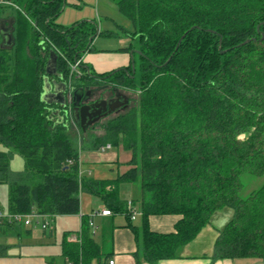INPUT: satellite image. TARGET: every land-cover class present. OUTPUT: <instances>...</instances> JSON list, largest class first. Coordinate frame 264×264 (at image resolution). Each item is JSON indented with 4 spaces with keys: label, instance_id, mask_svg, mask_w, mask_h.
Here are the masks:
<instances>
[{
    "label": "trees",
    "instance_id": "obj_1",
    "mask_svg": "<svg viewBox=\"0 0 264 264\" xmlns=\"http://www.w3.org/2000/svg\"><path fill=\"white\" fill-rule=\"evenodd\" d=\"M12 1L20 8L13 9L14 45L3 47L0 33V187L8 188V211L77 216L86 193L125 215L144 260L155 264L179 259L216 213L231 209L214 257L264 260V182L242 195L244 175L264 177V0H111L134 27L136 46L123 51L138 55L135 74L132 63L92 73L82 61L90 40L111 33L87 21L57 24L67 0ZM51 52L63 82L131 89L136 106L105 122L99 136L83 132L65 112L55 114L61 106L41 99ZM77 61L79 75L71 68ZM106 145L130 151L133 167L115 179L80 180L81 151ZM16 153L21 171L11 169ZM124 184L139 187L132 203L140 225ZM162 215L178 217L174 232L150 229L149 218ZM81 218L80 241L66 232L61 256L102 264L108 254L89 216Z\"/></svg>",
    "mask_w": 264,
    "mask_h": 264
},
{
    "label": "crops",
    "instance_id": "obj_2",
    "mask_svg": "<svg viewBox=\"0 0 264 264\" xmlns=\"http://www.w3.org/2000/svg\"><path fill=\"white\" fill-rule=\"evenodd\" d=\"M12 10V8H5L2 11L0 30H9V32L13 34L14 13L11 12ZM100 37L102 36L100 35ZM1 42L3 43L2 35ZM123 49H119V51H123ZM90 52L91 51L83 56L82 61L91 69L92 73L103 74L126 68L132 63L131 57L125 55L121 58L111 59L108 54H93ZM103 125L104 124L86 133L99 136L104 132L102 130ZM131 160L132 153L126 151L123 147H112L104 151L100 149L84 150L80 153V170L83 175L87 177L95 179H115L133 167V165L130 164ZM121 192L124 196L128 195L126 198L123 197L127 202H132L134 197L140 194L139 187L133 184H124L121 188ZM95 201L96 207L91 208L90 214L104 207L99 199ZM135 207L137 208L138 205L135 204ZM224 211L222 210L216 213L211 223L201 231L197 238L184 247L179 259L161 260L155 264H264V260L258 258L216 259L214 257V245L219 235V230H221L232 218L228 210ZM81 213L82 203L80 215ZM83 215H81V217ZM119 215L121 214L97 216L94 219V223L98 229L93 237L98 241L97 238L100 236V243H102L103 249L107 242L110 244L109 252L106 253L108 254V259L106 260L104 258L105 260L102 264H108L109 261H114V264H150L144 260L142 248L136 241L133 231L127 226L128 219L126 217L121 218ZM140 216L141 215L137 216L135 220H132L135 225L141 224ZM177 221L178 217L173 215L151 216L149 218L150 229L162 234L174 232ZM25 231L30 232L28 229ZM47 231H49L51 237L55 235L53 227L48 230H43L45 234ZM70 236H68V238ZM51 257L52 254L29 247H19L18 251L15 252H11L8 247H0V264H57V262L52 261ZM66 263L70 264L66 259H63L60 264ZM94 264L98 263L95 262Z\"/></svg>",
    "mask_w": 264,
    "mask_h": 264
},
{
    "label": "rangeland",
    "instance_id": "obj_3",
    "mask_svg": "<svg viewBox=\"0 0 264 264\" xmlns=\"http://www.w3.org/2000/svg\"><path fill=\"white\" fill-rule=\"evenodd\" d=\"M11 12L15 13L13 10ZM55 21L60 26L66 28L72 27L73 25L83 21L95 23L98 25L100 31L110 32L111 36H108L107 38L106 36L97 37L93 43L92 51L90 53L108 54L109 58L111 59L121 58L123 55H125L131 57V61L133 60L134 63L135 60L138 59V55H131L132 51H119V49L126 48L131 43H134V45L136 46V43L129 36V32H133L134 27L133 24L119 12L117 5L111 0H67V5L64 7V10L56 18ZM87 53H85L84 55H86ZM136 97L137 96L135 95L134 99H136ZM135 106L136 105L133 102L129 110L133 109ZM114 117L115 116H112L106 119L104 123ZM0 150H3L2 146H0ZM11 169L14 171H21L24 169V160L17 153L14 154L11 160ZM243 182L244 189L242 195L244 197H247L252 191L261 187L264 182V177H257L246 174L243 176ZM7 195V186H1L0 208L5 209L6 211H8ZM123 197L126 198L128 197V195H123ZM138 197L139 195L135 196L134 199L137 200ZM94 198L95 197L87 195L86 193H82L80 195L82 203L81 215L87 214L88 216H90L91 208L96 207L95 200H97V198ZM224 210H228L232 216L233 212L231 209ZM32 212L37 215L35 217H32L33 224L29 228L15 227L0 231V247H8L11 252L18 251L19 247H29L35 250H42L49 254H52V261L60 264L64 259L61 256V243L63 241V236L65 232H69V234L72 235L80 230L82 223L81 215L56 216L52 218L53 225L51 226V228H54L55 235L51 237L49 235V231H47L46 234L43 232V229L41 227L43 217L41 215H38L35 210H32ZM119 217L125 218V216L123 215H119ZM26 229H28L30 232H26ZM100 239V236H98V242L101 241ZM109 247L110 244L107 242L103 249L104 254L109 252Z\"/></svg>",
    "mask_w": 264,
    "mask_h": 264
},
{
    "label": "water",
    "instance_id": "obj_4",
    "mask_svg": "<svg viewBox=\"0 0 264 264\" xmlns=\"http://www.w3.org/2000/svg\"><path fill=\"white\" fill-rule=\"evenodd\" d=\"M261 25L258 26V31L260 30ZM1 35L3 36V47H12L14 45L13 34L9 32V30L3 29L0 30ZM252 40H247L244 44L250 43ZM92 39L90 43H92ZM139 53V51H135ZM131 55H134V51H132ZM133 59V57H132ZM57 60L58 56L51 52V57L49 59L47 68H46V77L44 78V88L41 99L48 106H64L66 107L70 104L71 100L74 101L72 119L76 126H80L83 132H86L89 128H91L94 123L100 121L102 118L106 117L108 114L115 112L119 107H128L130 103V99L128 96H124L119 94L116 96V107L110 109L108 112L106 111V107L108 102L105 100L97 101L92 103L95 92L89 88H77L71 89L70 83H65L64 77L62 74L57 72ZM133 65V73L135 74V63L132 60ZM114 91H118L117 88ZM71 94V100H69L68 95ZM123 99V100H120ZM55 114H60V110H55ZM64 117H61L63 120ZM81 123V125H80Z\"/></svg>",
    "mask_w": 264,
    "mask_h": 264
},
{
    "label": "built area",
    "instance_id": "obj_5",
    "mask_svg": "<svg viewBox=\"0 0 264 264\" xmlns=\"http://www.w3.org/2000/svg\"><path fill=\"white\" fill-rule=\"evenodd\" d=\"M6 7V8H12L15 10H19L20 8L12 1V0H0V8ZM80 61L75 62L73 65H71L72 72L76 75H79L78 73V67L80 65ZM71 85V84H70ZM69 100H71V94L68 96ZM111 145H106L102 148H100L101 151L111 149ZM69 164H72V161H69ZM83 176L82 171L80 170L79 178L81 180V177ZM128 210L131 212V219L135 220L137 216L141 215L140 211L134 206V204L129 201L127 205ZM37 214L30 212V213H14L10 211H6L3 208H0V231L8 230L10 228L15 227H23V228H29L32 226V217H35ZM40 215V214H38ZM114 215L110 209L107 207H103L100 210L93 211L89 218H90V227L92 228V234L94 235L97 231V226L94 223V219L97 216H112ZM43 217V222L41 224V227L43 230H48L53 225V216L50 215H41ZM68 240L70 242H79L80 241V234L75 233L72 234ZM109 264H114V261H109Z\"/></svg>",
    "mask_w": 264,
    "mask_h": 264
},
{
    "label": "flooded vegetation",
    "instance_id": "obj_6",
    "mask_svg": "<svg viewBox=\"0 0 264 264\" xmlns=\"http://www.w3.org/2000/svg\"><path fill=\"white\" fill-rule=\"evenodd\" d=\"M99 81H97L94 84H88V86H81L83 88H89L91 90H94L95 92V97L92 101V103L97 102V101H102L105 100L108 102V105L106 107V111L104 110L103 112H108L110 109H113L116 107L117 103H116V96L119 94H122L124 96H128V98L130 99V103L128 105V107L124 108V107H119L115 112L108 114L106 117L102 118L100 121L94 123V125L89 128L86 132L88 131H92L95 130L96 128H99L102 124H104V121H106V119L112 117V116H118L124 112H126L127 110H129V108L131 107V104L134 102V96H133V91L131 89H127V88H122V87H116L113 85H108L105 83H98ZM80 88V87H78ZM117 88L118 91H114V89ZM77 89V87L71 85V89ZM69 96V95H68ZM123 100V99H120ZM73 105H74V101L71 100L70 104H68L66 107L61 106V108L59 109L60 112H65L66 117L70 118V120L74 123L71 115L73 112ZM81 125V123H80ZM76 126V125H75ZM81 128L80 126H76Z\"/></svg>",
    "mask_w": 264,
    "mask_h": 264
}]
</instances>
